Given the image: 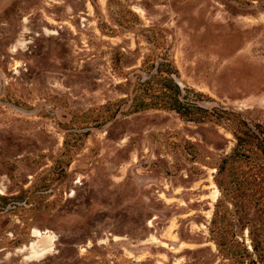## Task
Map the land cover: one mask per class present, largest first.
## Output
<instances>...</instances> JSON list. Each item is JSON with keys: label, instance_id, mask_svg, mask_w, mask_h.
Returning a JSON list of instances; mask_svg holds the SVG:
<instances>
[{"label": "rangeland", "instance_id": "obj_1", "mask_svg": "<svg viewBox=\"0 0 264 264\" xmlns=\"http://www.w3.org/2000/svg\"><path fill=\"white\" fill-rule=\"evenodd\" d=\"M241 121L264 0H0V264L264 262V183L216 182Z\"/></svg>", "mask_w": 264, "mask_h": 264}, {"label": "trees", "instance_id": "obj_2", "mask_svg": "<svg viewBox=\"0 0 264 264\" xmlns=\"http://www.w3.org/2000/svg\"><path fill=\"white\" fill-rule=\"evenodd\" d=\"M170 82V81H169ZM172 82V80H171ZM176 86V85H175ZM178 90V88H177ZM169 108L175 110L179 115L186 118L190 112L195 110H200V108L189 107L180 102L176 97L175 100L167 104ZM166 107V104L164 105ZM202 120H196V122H201ZM234 136L236 139V146L233 150V153L225 158L222 162V166L218 171V179L216 180L217 185L222 187L225 183V178H222L225 173H228L230 176H235V165L239 162H246L254 171L252 177L256 180H259L260 183H264V133L258 126L250 127L245 122H240V128L235 130ZM258 175L261 176L260 179ZM219 177L222 179V182L219 180ZM231 190V189H230ZM228 190L229 192H231ZM264 191V190H263ZM233 193V192H232ZM235 196V195H234ZM215 224V221L212 222V225ZM211 233L217 237L223 234L220 228L212 229ZM250 236L252 237V248L255 254L261 253L264 243L256 241L254 237V230L250 229ZM264 237V235H262ZM261 241V240H260ZM222 242V240H221ZM249 255L248 253H246ZM263 259V258H260ZM251 264H264V262L257 259L251 260ZM234 264H244L243 260H238Z\"/></svg>", "mask_w": 264, "mask_h": 264}, {"label": "bare ground", "instance_id": "obj_3", "mask_svg": "<svg viewBox=\"0 0 264 264\" xmlns=\"http://www.w3.org/2000/svg\"><path fill=\"white\" fill-rule=\"evenodd\" d=\"M54 236L50 235V236H44L43 240L36 244V245H32V254L34 257L36 254H40L43 251H45L47 248L52 247L54 245Z\"/></svg>", "mask_w": 264, "mask_h": 264}]
</instances>
